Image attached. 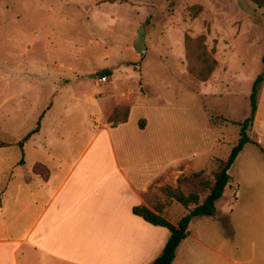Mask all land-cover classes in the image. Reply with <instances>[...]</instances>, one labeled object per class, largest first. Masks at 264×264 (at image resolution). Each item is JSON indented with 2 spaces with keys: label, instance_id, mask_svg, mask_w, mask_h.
Returning <instances> with one entry per match:
<instances>
[{
  "label": "rangeland",
  "instance_id": "obj_1",
  "mask_svg": "<svg viewBox=\"0 0 264 264\" xmlns=\"http://www.w3.org/2000/svg\"><path fill=\"white\" fill-rule=\"evenodd\" d=\"M201 36L217 61L206 81L187 57V38ZM263 55L264 7L252 0H0V142H21L45 113L23 147L0 148V201L8 197L15 213L12 197L41 188L46 169L37 162L54 182L118 106L131 107L136 123L162 113V144L197 151L196 168H210L239 138L240 127L223 119L251 113ZM91 73L98 77L86 79ZM162 188L152 191L156 205Z\"/></svg>",
  "mask_w": 264,
  "mask_h": 264
},
{
  "label": "crops",
  "instance_id": "obj_2",
  "mask_svg": "<svg viewBox=\"0 0 264 264\" xmlns=\"http://www.w3.org/2000/svg\"><path fill=\"white\" fill-rule=\"evenodd\" d=\"M132 120L131 112L117 126L104 122L54 182L50 169L48 180L39 177L44 183L32 197H12L15 213L2 197L0 264H152L162 254L169 229L133 208L154 210L152 191L177 187L181 174L199 170L200 153H173L162 144L166 118L159 111ZM251 134L264 147V83ZM230 173L234 181L226 191L231 194L226 197L225 191L215 215L192 219L173 264H264V153L247 144ZM160 194L165 203L167 196ZM188 212L174 203L162 215L176 222Z\"/></svg>",
  "mask_w": 264,
  "mask_h": 264
},
{
  "label": "trees",
  "instance_id": "obj_3",
  "mask_svg": "<svg viewBox=\"0 0 264 264\" xmlns=\"http://www.w3.org/2000/svg\"><path fill=\"white\" fill-rule=\"evenodd\" d=\"M252 1L260 7H264V0ZM187 57L189 59V69L191 73L202 81L208 80L216 67L217 61L207 50L204 36L196 39L187 38ZM101 75H112V71L110 69H105L102 71ZM263 83L264 70L257 76L253 83L250 95L251 113L246 119L243 121L223 119L225 122H231L240 127L239 138L232 147L227 158L214 156L210 168L181 174L178 178L177 187H172L170 185L164 186L162 191L166 194L169 201L156 205L154 210L145 205H136L133 208L134 214L154 225L166 227L170 231L169 239L162 254L152 264H173L178 247L188 236V228L192 219L199 216L215 215L217 202L224 196L227 187L234 181V177L231 175L230 170L247 144L253 143L257 145L264 153V147L250 135L254 126ZM52 105L53 101L50 102L48 109H50ZM130 113L131 107L118 106L110 115L109 122L112 123L113 126L125 123L129 120ZM44 116L45 113L42 114L37 126L30 131L21 142L15 144L0 142V148H9L13 146L23 147L33 135L40 132L42 127L41 121ZM217 120L219 119L214 120V122L217 123ZM22 162H24V160H22ZM40 166L46 169L43 179L48 180L51 175L50 168L43 163L37 162L34 169L36 170ZM174 203L181 204L187 208L189 212L176 222H171L164 217L162 213Z\"/></svg>",
  "mask_w": 264,
  "mask_h": 264
},
{
  "label": "water",
  "instance_id": "obj_4",
  "mask_svg": "<svg viewBox=\"0 0 264 264\" xmlns=\"http://www.w3.org/2000/svg\"><path fill=\"white\" fill-rule=\"evenodd\" d=\"M98 76H97V73H91V74H89L88 76H86L85 78L86 79H91V78H93V79H96Z\"/></svg>",
  "mask_w": 264,
  "mask_h": 264
},
{
  "label": "built area",
  "instance_id": "obj_5",
  "mask_svg": "<svg viewBox=\"0 0 264 264\" xmlns=\"http://www.w3.org/2000/svg\"><path fill=\"white\" fill-rule=\"evenodd\" d=\"M107 77L104 78V80L106 79Z\"/></svg>",
  "mask_w": 264,
  "mask_h": 264
}]
</instances>
